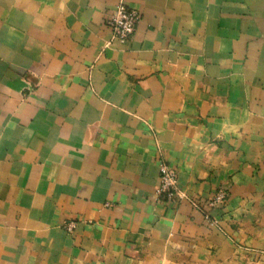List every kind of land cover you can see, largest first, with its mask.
I'll list each match as a JSON object with an SVG mask.
<instances>
[{
    "label": "crops",
    "instance_id": "crops-1",
    "mask_svg": "<svg viewBox=\"0 0 264 264\" xmlns=\"http://www.w3.org/2000/svg\"><path fill=\"white\" fill-rule=\"evenodd\" d=\"M0 264H264V0H0Z\"/></svg>",
    "mask_w": 264,
    "mask_h": 264
},
{
    "label": "built area",
    "instance_id": "built-area-1",
    "mask_svg": "<svg viewBox=\"0 0 264 264\" xmlns=\"http://www.w3.org/2000/svg\"><path fill=\"white\" fill-rule=\"evenodd\" d=\"M139 15L136 11L128 9L122 2H120L109 19V29L111 31L112 40L127 41L135 31L138 23ZM176 173L167 165H161L159 168V180L157 195L163 197L167 201H172L177 195ZM226 200V193L223 190H218L208 201V207L216 208L222 205ZM190 203L197 209L198 206L194 201ZM65 230L71 233L74 229V223L65 225Z\"/></svg>",
    "mask_w": 264,
    "mask_h": 264
}]
</instances>
